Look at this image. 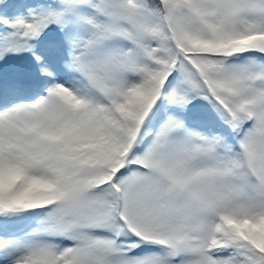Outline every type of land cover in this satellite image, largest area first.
<instances>
[{
	"label": "snow or ice",
	"instance_id": "1",
	"mask_svg": "<svg viewBox=\"0 0 264 264\" xmlns=\"http://www.w3.org/2000/svg\"><path fill=\"white\" fill-rule=\"evenodd\" d=\"M0 264H264V0H0Z\"/></svg>",
	"mask_w": 264,
	"mask_h": 264
}]
</instances>
